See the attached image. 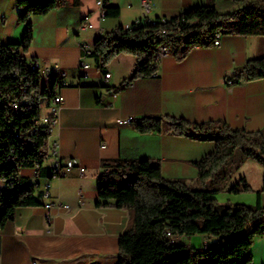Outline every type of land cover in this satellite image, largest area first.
<instances>
[{
	"label": "crops",
	"instance_id": "1",
	"mask_svg": "<svg viewBox=\"0 0 264 264\" xmlns=\"http://www.w3.org/2000/svg\"><path fill=\"white\" fill-rule=\"evenodd\" d=\"M145 1L148 12L143 0H108L110 6L119 8V14L104 19L96 0L69 1L49 13L31 16L33 39L25 57L46 68L43 83L60 69L69 85L59 89L65 100L59 123L51 131L46 158L38 168L26 167L19 174L20 183L31 185L41 203L19 207L15 219L0 231V264H119V237L130 223L131 211L96 204L104 161L150 158L160 163L164 177L199 186L194 162L215 151V142L166 131L141 132L133 123L120 124L118 119L172 116L194 122L222 120L249 131L264 128V78L233 85L227 82L250 59L264 57L263 35H221L219 45L195 47L181 61L166 50L154 76L126 86L137 61L132 54H119L103 68L89 55L90 76H80L86 55L83 46L93 49L97 37L141 18H171L208 2ZM242 6L237 0L216 1L221 13ZM20 11L18 0H0L1 43L23 40L26 25L18 19ZM87 15L92 27L83 23ZM69 159H77L86 171L74 169L55 178L53 165ZM248 163L249 173L240 178H246L253 191L244 196L264 208V192L258 193L263 187V166L252 160ZM236 182L235 178L228 187ZM48 183L51 197L47 199L40 193ZM241 195L236 202L243 201ZM49 202L53 205L47 208ZM179 240L205 248L216 238L194 235ZM252 254L254 264H264V235L255 236Z\"/></svg>",
	"mask_w": 264,
	"mask_h": 264
},
{
	"label": "trees",
	"instance_id": "2",
	"mask_svg": "<svg viewBox=\"0 0 264 264\" xmlns=\"http://www.w3.org/2000/svg\"><path fill=\"white\" fill-rule=\"evenodd\" d=\"M69 1L80 3L18 0V19L26 25L23 40L0 42V181L4 183L0 188V231L15 219L19 207L41 203L31 185L20 183L19 174L23 168L42 164L51 136V126L40 123V118L56 87H43L38 71L31 67L36 59L24 55L33 39L31 16L49 13ZM216 1L187 8L165 22L158 18L156 23L134 22L131 28L121 25L97 37L90 55L102 68L119 54L136 56L133 73L123 84L126 86L157 73L160 46L181 61L195 47L213 45L218 35L264 36V0H237L244 6L227 13L218 11ZM118 14L119 8L107 0L106 16ZM262 78L264 57H258L250 59L227 82L233 85ZM14 99L20 101L18 109L11 106ZM133 125L141 132L166 131L212 141L216 149L194 162L199 170L198 187L164 177L160 163L150 158L102 163L105 170L98 178L96 204L131 211L130 223L119 237V264H254L252 246L256 235H264V208L260 203L223 205L216 195L226 189L246 160L255 159L264 169V128L249 131L222 120L194 122L172 116L145 117ZM236 151L240 152L238 160H234ZM251 190L244 177L229 189L236 193ZM250 221L255 227L245 232ZM194 235L214 236L216 240L205 248L179 240Z\"/></svg>",
	"mask_w": 264,
	"mask_h": 264
},
{
	"label": "built area",
	"instance_id": "3",
	"mask_svg": "<svg viewBox=\"0 0 264 264\" xmlns=\"http://www.w3.org/2000/svg\"><path fill=\"white\" fill-rule=\"evenodd\" d=\"M96 3L100 10L101 17L104 19L106 17L107 0H96ZM142 3H143L145 10L148 12L150 9L149 2L143 0ZM89 18H90L89 15L85 16L83 23L85 26L92 27V24L90 23ZM141 20H148L154 23L158 21L157 19H147V18L142 19L141 18V19H138L136 22H139ZM166 20L167 18H161V21L163 22H165ZM132 25L133 24L128 25L127 28H131ZM219 44H220V36L218 35L213 45H219ZM83 49L86 55L81 60L79 74L81 77H89L90 76L89 70H90L91 64L86 60V57L91 54L92 49L86 45L83 46ZM166 50H167L166 47L160 46L159 54L156 55V58L161 61V58L164 56ZM31 67L33 70L38 71L43 87H46V89H51L54 87V85L56 87L55 93L52 96V98L47 100V102L44 104L43 114L40 118V123L47 124L51 126V128L53 129L59 123L61 110H62L64 100H65L64 95L59 91V89L62 87L68 86L69 82L66 79V74L64 71L60 69H55L54 74L46 82L43 83V80L46 76V68L43 66V64L39 62L38 60H35L31 64ZM110 76L111 74L109 72H106L105 77L109 78ZM11 106L14 109H18L20 106V101L14 99L13 101H11ZM118 122L120 124H132L134 122V118L132 116L127 117V118H120L118 119ZM16 136L19 137L20 133H16ZM103 146H105V144H103ZM38 166L39 165H37L36 168H38ZM74 169H78L81 173H84L86 171V167L80 165L77 159H69L66 162H62L58 160L53 165L52 171H55V178H56V177L66 176L69 173H71ZM50 187L51 185L48 183L47 185L44 186V189H43V196L47 199L51 197ZM52 205L53 203H50V202L46 204L47 208H50ZM61 205L67 208L70 207L69 204H65V205L61 204ZM49 221H51L50 218H49ZM170 234L171 233L169 232V235ZM34 263L36 264L37 261H35Z\"/></svg>",
	"mask_w": 264,
	"mask_h": 264
},
{
	"label": "rangeland",
	"instance_id": "4",
	"mask_svg": "<svg viewBox=\"0 0 264 264\" xmlns=\"http://www.w3.org/2000/svg\"><path fill=\"white\" fill-rule=\"evenodd\" d=\"M240 157V152L239 151H236L235 155H234V160H238ZM248 160H252L253 162H255L256 164L262 166L258 161H256L255 159H248ZM246 160V161H248ZM246 161L242 164V166L236 170L233 175H232V178L230 179V181H235V178H236V181H239L240 180V177L241 176H244L245 173H249V170H250V165L249 163L248 164H245ZM229 181V183H230ZM228 183V184H229ZM231 188V187H230ZM227 185L226 189L219 192L217 195H216V198H217V201L220 203V204H223V205H234L236 203H244V204H248V205H253L251 203L248 202V199L247 196H244V194H247L248 192H252L253 191V188L251 191H241V192H231L229 191L230 189ZM239 194L241 196H244L243 197V201L241 202H236L235 198H237V196H239ZM255 227V223L253 221H250L246 228L244 229L245 232H248L250 231L251 229H253ZM258 236H261V235H258ZM254 245V243H253Z\"/></svg>",
	"mask_w": 264,
	"mask_h": 264
},
{
	"label": "bare ground",
	"instance_id": "5",
	"mask_svg": "<svg viewBox=\"0 0 264 264\" xmlns=\"http://www.w3.org/2000/svg\"><path fill=\"white\" fill-rule=\"evenodd\" d=\"M157 54H159V53H157ZM53 175L55 176V171H53Z\"/></svg>",
	"mask_w": 264,
	"mask_h": 264
}]
</instances>
